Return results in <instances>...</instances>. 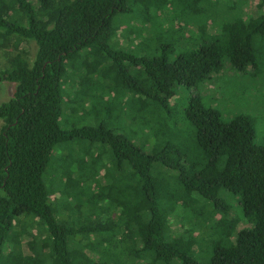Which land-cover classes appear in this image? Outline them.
I'll use <instances>...</instances> for the list:
<instances>
[{
    "label": "trees",
    "instance_id": "1",
    "mask_svg": "<svg viewBox=\"0 0 264 264\" xmlns=\"http://www.w3.org/2000/svg\"><path fill=\"white\" fill-rule=\"evenodd\" d=\"M245 2L231 14L214 0H0V82L16 86L0 103V264H17L27 238L28 264H201L202 241L208 264H264V144L246 117L225 120L199 96L182 113L174 103L226 62L264 72V0L256 16ZM139 7L154 57L118 40L142 33L123 24ZM160 31L176 39L162 45ZM31 42L32 61L20 49ZM64 84L77 90L68 99ZM95 86L123 107L83 90ZM65 111L101 117L65 130ZM72 142L78 158L52 164ZM73 166L77 178L64 181Z\"/></svg>",
    "mask_w": 264,
    "mask_h": 264
},
{
    "label": "rangeland",
    "instance_id": "2",
    "mask_svg": "<svg viewBox=\"0 0 264 264\" xmlns=\"http://www.w3.org/2000/svg\"><path fill=\"white\" fill-rule=\"evenodd\" d=\"M235 0H214V5L221 6V10L224 11H231L230 13L233 14L235 11L230 10L228 7H231V5L234 4ZM259 0H246L245 3H242V9L243 13L246 15H254L255 13V7L258 4ZM217 7V6H216ZM195 9L196 7H193ZM200 8H204V5H201ZM141 8L135 9L133 15H125L123 17V24L124 26L127 25L129 29H140L142 28V33L133 32L130 34V36H127L123 38L124 34L127 35V32H124L123 36L120 35V38L118 39L121 41L124 46L123 48L128 51H131L134 55L137 57H154V54L152 52V49L154 48V45L157 44H146L142 42L145 37L150 32V23L143 24L140 23L138 16L141 17L142 11H140ZM226 13V12H224ZM183 18V17H182ZM159 20H162L164 23L165 21L162 18H158ZM173 23V22H172ZM179 26L185 27L186 23L182 21H178ZM173 25L169 26V29H173ZM186 29V31H188ZM211 32V30H209ZM161 32V31H160ZM165 36V38L160 41L162 45L165 43H168L170 41L175 40L176 36L173 35V37H169L168 34L161 32ZM20 49L23 51H26L28 53V58L32 61L36 54V44L34 42H31L29 44H24ZM176 56V54H175ZM175 56L173 54L171 55L170 59L174 60ZM225 69L220 72L219 74L213 75L212 78L203 84H201L197 88L188 89V88H182L180 87L178 90V94L174 100V103L177 104L176 111L179 113H182L183 110L186 108L187 104L189 103V100L193 97L199 96L202 98L204 104L210 108L218 110L223 118L225 120H230L237 116H243L246 117L251 124L253 125L256 133V144L257 145H263L264 144V72L259 75L257 78H252V73L255 72V70L248 69V71L245 73L247 75H244V73L231 71V67L228 65V63H225ZM9 66V60L8 55L5 51L0 50V70H5ZM77 73H80L78 71ZM15 84H11L6 81L0 82V103L9 101L15 92ZM95 88V89H94ZM92 87L89 88H83L84 91L90 93V97L92 95H101L106 103H111L113 106L112 109L116 111L115 104H117L118 107H123V99L122 97L113 98L110 93H108V89L101 90L100 93V87ZM64 90L66 93V99H68L71 95H74L75 92H77L75 86H71L69 84H64ZM88 93V94H89ZM71 94V95H70ZM114 104V105H113ZM89 106H85L83 111L89 110ZM117 114V113H116ZM104 115V113L102 114ZM80 115H71L70 112L67 113L64 112L62 119H61V126L65 130H71V129H78L80 127H83L85 125H91L93 122L98 120L101 115L97 118L96 116H90L87 119H82V117H79ZM117 120L114 118L112 121V124L118 126ZM2 123H0V129H1ZM87 145V143H86ZM80 148L77 146V142L69 143L65 149H57L54 152L52 164L53 161L63 160L64 158L68 161H73L75 156H77ZM91 157H97V155L94 153V155H90ZM78 158V156H77ZM101 161V160H99ZM107 164V163H106ZM70 168V167H69ZM75 166L68 169L67 172L69 174L66 175L64 178V181H67V179H76L77 174L75 173ZM54 171H52V168L49 169V175L50 177H55L56 172L53 174ZM96 172V171H95ZM59 176V175H58ZM58 176H56L58 178ZM60 177L62 178V173H60ZM59 179V178H58ZM61 180V179H60ZM90 193L88 191H85L84 199L89 198ZM57 197V199H56ZM233 198V201L236 200L238 205L235 207V216L233 217H242V207L240 206V202L237 197L231 196ZM55 199H63V197H60L59 194L55 196ZM66 200V199H65ZM64 213H68V211H65ZM20 227V226H19ZM19 227L17 229H19ZM247 228V224H244V222H240L239 226L237 227V231H241ZM236 231V232H237ZM234 236L232 237L233 241ZM24 242L21 246V257L16 258L15 261L17 264H28L32 262V251L29 247V238L24 239ZM195 258L196 260L201 264H208L211 260V252L210 248L205 246V244L202 241V244H200V247L198 248V245L195 249Z\"/></svg>",
    "mask_w": 264,
    "mask_h": 264
}]
</instances>
